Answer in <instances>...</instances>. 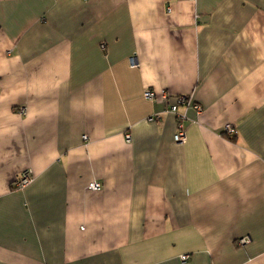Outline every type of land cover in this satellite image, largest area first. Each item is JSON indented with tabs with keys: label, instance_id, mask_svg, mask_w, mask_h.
<instances>
[{
	"label": "crops",
	"instance_id": "1",
	"mask_svg": "<svg viewBox=\"0 0 264 264\" xmlns=\"http://www.w3.org/2000/svg\"><path fill=\"white\" fill-rule=\"evenodd\" d=\"M0 264H264V0H0Z\"/></svg>",
	"mask_w": 264,
	"mask_h": 264
},
{
	"label": "built area",
	"instance_id": "2",
	"mask_svg": "<svg viewBox=\"0 0 264 264\" xmlns=\"http://www.w3.org/2000/svg\"><path fill=\"white\" fill-rule=\"evenodd\" d=\"M130 63L133 66H136V59L134 57L130 58ZM144 97L146 100H154L155 99V94L150 91L147 90L144 92ZM162 99L164 101V103L166 104V109L164 111V113H170L172 115L175 116L176 121H177V130L176 133L174 135V141L176 144L182 145L185 144V142L187 141V133H186V128H185V122L187 121V116L184 113L179 112V107L185 106V107H191L199 114L202 112L203 108L200 105L197 104H192V101L187 97V96H179L177 97L173 103H170V96L168 94V92H163L162 94ZM20 112L22 114L26 113L25 109H20ZM164 113H160L157 115H152L148 120L149 122L155 123V122H159L162 120L163 118V114ZM226 132L227 134L234 135L235 133V129L232 126H227L226 128ZM87 137L84 136V139H86ZM126 140L127 142L131 141V136L128 134L126 136ZM32 181V176L25 172L21 175V177L17 180L16 182V186L17 187H25L27 184H29ZM100 184L99 183H92L90 184V188L92 190H98L100 189ZM242 243H246V240H242ZM181 259L183 261H186L188 259V256H182Z\"/></svg>",
	"mask_w": 264,
	"mask_h": 264
}]
</instances>
